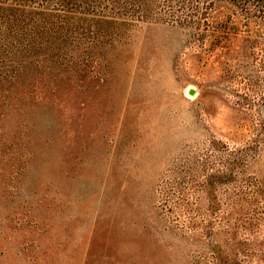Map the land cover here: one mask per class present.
Instances as JSON below:
<instances>
[{"label":"rangeland","instance_id":"obj_1","mask_svg":"<svg viewBox=\"0 0 264 264\" xmlns=\"http://www.w3.org/2000/svg\"><path fill=\"white\" fill-rule=\"evenodd\" d=\"M169 1L0 0V264H264V0Z\"/></svg>","mask_w":264,"mask_h":264},{"label":"trees","instance_id":"obj_2","mask_svg":"<svg viewBox=\"0 0 264 264\" xmlns=\"http://www.w3.org/2000/svg\"><path fill=\"white\" fill-rule=\"evenodd\" d=\"M172 0L169 1L171 3ZM195 1L197 0H175L172 4H169L168 9H170V17L174 22L178 23H188L189 21H193L194 17L199 15L200 13L204 15L206 14V10L211 6L212 2H207L205 6L202 8L200 6V3H196ZM232 1V3L236 2H242L244 5L248 6L252 0H229ZM204 9L203 12H200ZM258 11H263L264 12V6L263 9L261 10L260 8H257ZM212 32L211 34L208 35L209 38L212 37V40L210 42L214 41V36L217 31H221L222 28H217V27H212L211 28ZM225 38V37H224ZM226 40L229 39V37L225 38ZM219 42V40H217Z\"/></svg>","mask_w":264,"mask_h":264},{"label":"water","instance_id":"obj_3","mask_svg":"<svg viewBox=\"0 0 264 264\" xmlns=\"http://www.w3.org/2000/svg\"><path fill=\"white\" fill-rule=\"evenodd\" d=\"M192 93V92H191Z\"/></svg>","mask_w":264,"mask_h":264}]
</instances>
